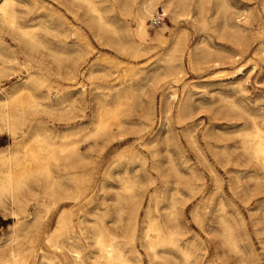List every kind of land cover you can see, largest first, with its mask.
I'll list each match as a JSON object with an SVG mask.
<instances>
[{
	"label": "rangeland",
	"instance_id": "obj_1",
	"mask_svg": "<svg viewBox=\"0 0 264 264\" xmlns=\"http://www.w3.org/2000/svg\"><path fill=\"white\" fill-rule=\"evenodd\" d=\"M20 1L17 9L22 23L49 27L61 23L60 29L68 32L67 40L71 45L79 35L84 38L81 43L84 61L80 63L76 80L62 81L81 103L75 104L73 112L63 110L49 115L39 111L49 126L62 130L82 124L88 127L87 132L91 131L95 126L89 122L97 109L98 97L106 96L107 101H114L116 96L112 89L121 82L134 83V89L128 93L130 100L120 115L125 124L123 130L114 127L80 145L88 156L87 169L91 173L83 195L73 197L76 188L68 174V188L60 192L59 198L50 195L49 185L43 180H32L31 188L21 191L26 200L23 211L11 212L8 200L0 204V247L4 245L0 248V264H81L74 259V253L71 254L73 248L81 250L83 258L90 262V257L98 251L91 221L98 218L88 211H95L97 205L107 207L109 214L102 222H107L105 225L120 235L125 248L140 253L144 264H150L148 251L143 246L147 213L159 215L162 222L169 223L165 208L173 194L177 199L176 227L182 232L180 242L194 243L195 264H264V168L243 151L240 135L253 126L254 118L264 126V0H208L201 15L194 2L190 13L181 16L178 22L158 4L156 12L162 10L165 20L151 27V17H148L146 24L153 38L157 32H163L165 42L154 38L146 43V50L137 55L99 32L84 6L71 0ZM98 1L107 9L106 17L115 21L120 29H134L136 23L120 1L115 5L113 0ZM183 27L186 28L187 45L191 48L198 45L208 55L204 59L197 55L198 62L192 69L187 50H184L180 58L183 72L175 83L166 64L158 60ZM74 31L77 34H73ZM55 36L64 38L65 35H49L53 41ZM0 43L13 49L19 59L13 64L10 75L0 77V90H10L26 75L23 63L29 58L42 60L44 67L53 65L49 51H30L6 27L0 28ZM235 53H238L236 57ZM90 64L96 70L94 77L89 78L88 72L81 76L80 71ZM41 67L33 60L30 69ZM156 68L159 75L153 77ZM174 92L175 96L168 98ZM53 94L51 102L58 100V93ZM188 95V108L179 116L180 105ZM167 98L169 106L166 108ZM15 143L17 139L7 133L1 135L0 154L6 153ZM131 148L140 152L141 160L133 158ZM5 168L0 167V176L1 169ZM125 171L137 174L139 183L135 195L122 204L121 223H116V198L118 192L125 193L121 179ZM189 183L193 185L192 190ZM103 198L104 206L101 204ZM63 210L72 212L71 232L68 231L70 242L64 236L61 238L64 244L56 249L48 242V237ZM134 221L135 239H126L131 235ZM225 222H229L237 235L238 249L230 247L223 239ZM12 252L17 256L13 257ZM173 253L182 260L181 252L174 250Z\"/></svg>",
	"mask_w": 264,
	"mask_h": 264
},
{
	"label": "bare ground",
	"instance_id": "obj_2",
	"mask_svg": "<svg viewBox=\"0 0 264 264\" xmlns=\"http://www.w3.org/2000/svg\"><path fill=\"white\" fill-rule=\"evenodd\" d=\"M71 1L79 6L85 7L86 13L90 15L91 22L97 27L99 32H102L109 38H113L115 40L114 43L118 44L121 48H129L128 51L131 50L135 55L144 52L147 48L146 43L154 38L160 40L162 43L165 42L163 32H157L153 38L146 24V19L156 13L158 4L162 6L165 12L171 14V19L174 22H178L181 16L190 13L194 2H196L198 15L203 13L206 6L205 2H208V0H113L112 4L114 5L116 2L120 1L127 14L131 15L136 23L133 30L128 28L122 30L115 21L106 17L107 9L101 6L100 1ZM18 4H21L20 0H0V28L6 27L13 37L30 51L37 52L41 49L49 51V56L51 57L53 65L48 64L44 67L42 65V60H37L35 58L30 60L29 58L23 63L26 69V75L21 80L15 82L10 90H0V136L7 133L11 138L17 139V143H15L14 146L10 145L6 153L0 154V167H6L5 169H1L0 204L6 203V200H8L12 209L11 212L14 213L19 210L23 211V204L26 203V200L21 196V191H23L24 188L30 189L32 180H43L49 185L51 190L50 195L59 198L60 192L68 188L67 181L69 178L67 179V176L69 174L71 175L70 180L74 183L76 188L73 197H78L86 191L87 182L89 181L91 173L89 169H87L86 159L88 156L82 152L80 145L82 142H86L91 138H97L100 135L108 133L114 127L117 128L118 131L123 130L125 124L121 121L120 115L123 110L126 109L125 107H127L126 105H128L130 100L128 93L134 89V83L129 82L128 84H124L121 82L112 89L116 96L114 101H107L106 96L103 98L98 97L97 109L89 122L95 126L91 131L87 132L88 127L82 124L69 126L62 130H55L53 127L49 126L47 121L38 113L39 111L49 115H53L56 112L60 113L63 110L73 112L75 104L81 101V99L71 91L72 89L67 90L65 88L62 81L76 80L80 63L84 61V48L81 44L84 42V38L79 35L78 40L74 41L71 45L67 40L68 32L60 29L61 23H58V26L55 27H49L40 23H22L20 20L19 8L17 9ZM238 14H240V12H238ZM200 19L202 20L203 18ZM238 28H240L239 25L237 26V33L239 34L240 30ZM40 31H44V34H41ZM61 33L65 35L64 38L55 36L53 41L49 37L50 34L58 35ZM73 34H77V32L74 31ZM55 43L58 44L56 48L53 47ZM187 43L186 28H180L176 32L164 55L158 60L160 63L166 64L169 73L173 75L175 83L179 82L178 77L180 73L183 72L182 67L184 65L182 66L180 63V58L184 50H187L192 69H195V65L198 62L196 58L197 55H202L203 59L208 55L207 52L200 50L198 45L191 48ZM8 47L0 43V77L10 75L14 68L13 64L19 62L18 54ZM237 55L238 53H235V57ZM33 60L42 67L37 70H31L30 66ZM90 65V67L80 71L81 76L82 74L85 76V72H88L89 78L94 77L96 70L92 64ZM238 70L241 72V68ZM154 71L156 72L153 77L159 75L157 68L154 69ZM57 81L59 82L55 84ZM53 92L58 93V100L55 102L50 101V98L53 97H50V95H54ZM175 93L176 92L172 94L168 93L170 94L168 98L174 97ZM189 97L190 95H188L184 103L180 105L178 110L179 116H182L184 108H188L187 100ZM168 98L164 101V106L166 108L169 106ZM78 111H80V108ZM58 118L60 117L58 116ZM253 120L254 123L250 129L240 132V135L243 137V151L249 154L252 159L264 168V126L258 123L256 121L257 119L255 120L254 118ZM131 149L133 151V158L135 160H141L140 152L136 149ZM120 156H122V154H120ZM175 170L177 174H180L178 168H175ZM124 173L125 176L121 179L124 182L123 189L125 193L118 192L116 198V223H121L123 212L122 204H126L130 198L135 195V189L139 183V176L137 174L130 171H125ZM188 185L192 190L193 185L191 183ZM171 196L170 204L165 208V217L167 221L169 220V223L166 224L162 222L159 215H152L150 212L147 213L148 220L146 221L143 235V246L148 251L150 264H195L196 251L194 243L182 244L180 242L182 232L180 233L176 227L178 215L176 209L177 199L175 198V194ZM101 204H105L104 198ZM156 206L158 207V204ZM101 207L102 206L97 205L94 207L95 211H88V214H93L98 218L95 221H91L94 223L93 238L98 249L97 253H95L93 257L91 256V261L88 262L86 258H83L81 255V250L73 248L70 251L71 254L74 253V259L76 258L81 264H144V259L141 257V254L127 250L119 237L120 235H117L110 227L105 225L107 222L105 224L102 222L103 218L108 216L109 212L107 207ZM131 219L135 220L133 218ZM56 222L54 230L48 237V242L56 249H59L64 244L61 238L65 236L67 240L69 239L68 231H70L69 227L72 222V212L68 210L61 211ZM232 230L233 228L231 229L229 222H225V229L222 236L230 247L238 249L237 235L235 236ZM135 234L136 221L132 222L131 235H127L126 239L134 240ZM69 240L68 242H70ZM17 241L20 240H16V242ZM174 250L181 252L182 260H179L177 253H173ZM12 253L13 257L17 256V253ZM240 256L242 255L240 254ZM14 259L16 260V258Z\"/></svg>",
	"mask_w": 264,
	"mask_h": 264
},
{
	"label": "built area",
	"instance_id": "obj_3",
	"mask_svg": "<svg viewBox=\"0 0 264 264\" xmlns=\"http://www.w3.org/2000/svg\"><path fill=\"white\" fill-rule=\"evenodd\" d=\"M165 20V13L161 11H157L155 14H153L149 20L151 27H156Z\"/></svg>",
	"mask_w": 264,
	"mask_h": 264
}]
</instances>
